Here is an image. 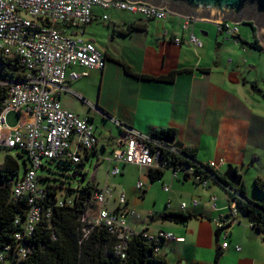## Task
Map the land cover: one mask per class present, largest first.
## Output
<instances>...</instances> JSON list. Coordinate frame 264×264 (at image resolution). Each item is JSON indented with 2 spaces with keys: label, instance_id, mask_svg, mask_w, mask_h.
<instances>
[{
  "label": "crops",
  "instance_id": "obj_1",
  "mask_svg": "<svg viewBox=\"0 0 264 264\" xmlns=\"http://www.w3.org/2000/svg\"><path fill=\"white\" fill-rule=\"evenodd\" d=\"M94 14L96 20L84 30L83 37L104 53L106 67L68 82L70 91L58 94L66 110L85 115L82 105L71 101L80 100L94 112L83 116L85 119L93 124L101 116L118 128V133L110 129L112 126L106 127L109 131L103 129L102 141L95 133L100 142L98 153L106 154L113 149L127 130L147 138L157 130H175L177 142L198 151L199 163L222 161L219 172L223 176L228 166L235 167L242 176L248 199L260 202L255 182L264 177H252L250 172L255 168L253 160L264 154V82L244 75L246 62L236 59L235 38L219 33L216 23L211 21L194 20L185 30L187 18L173 14L158 21L112 11L107 22L102 20L105 14L102 10L95 9ZM192 33L203 41L202 49L189 44ZM237 37L245 43L240 31ZM176 38L182 39L181 45H176ZM229 51L234 52L235 58L227 57ZM74 69L82 71L79 67ZM169 76L173 80L166 79ZM122 166L128 165H120V169ZM99 167L97 164L96 169ZM167 170L171 169L160 170L163 177ZM248 176L253 181V195L249 193ZM190 185L199 187L183 174L174 178L172 171V176L162 181L163 191L164 186L170 187V192L164 191L169 194L164 210L148 214L144 221L142 215L140 220L127 217L128 223L141 224L134 227L135 231L147 230L150 234L162 231L184 239L162 243L159 254L166 257L167 264H264V235L247 218L240 216L224 231L218 228L222 216L228 215L223 210L230 201L228 192L217 183L192 190ZM189 191H193L191 195ZM222 192L224 198L218 196ZM196 193L201 202L195 199ZM179 196L190 198L186 212L180 208L184 202L177 201ZM212 196L222 199L216 209L210 202ZM193 200L200 204L192 206ZM116 203L113 195L107 207L113 211ZM143 204L129 198L127 205L131 209V206L144 208ZM167 211L191 213L195 217L186 224H175L161 219ZM226 242L229 247L224 250Z\"/></svg>",
  "mask_w": 264,
  "mask_h": 264
},
{
  "label": "built area",
  "instance_id": "obj_2",
  "mask_svg": "<svg viewBox=\"0 0 264 264\" xmlns=\"http://www.w3.org/2000/svg\"><path fill=\"white\" fill-rule=\"evenodd\" d=\"M95 9L105 12L102 15L105 22L109 21L108 13L112 11L158 21L166 20L170 14L164 8H153L140 2L129 3L127 0H0V156L17 151L23 152L27 159L24 174L17 175L11 183L12 202H25L27 206L24 216L18 214L15 220V224L22 229V232L15 234L16 240L31 237L44 219L48 220L51 227V209L44 208L48 189L42 187L39 180L44 161L70 160L74 165H79L89 156L86 166L93 155L99 154L100 142L93 124L66 110L58 94L70 91L68 82L78 81L88 77L89 71H102L106 67L104 53L83 37L84 30L96 20ZM192 21L187 19L185 30L189 29ZM216 26L219 33L234 37L235 44H240L237 37L239 24L223 21L216 23ZM175 43L181 45L182 39L176 38ZM189 44L196 49L204 46L194 33L189 37ZM3 60H18L21 69L12 76L7 75L2 67ZM76 67L82 71H75ZM12 113L19 117L18 125L13 128L7 122V116ZM126 132L106 157L97 162L98 165L103 161L108 163L112 176L121 174L120 165H136L149 170L171 169L174 178L183 174L203 188H209L211 183L216 182L222 161L204 164L209 169L204 168L202 163L192 161L190 164L171 165L160 150L154 149L155 145L162 144L134 130ZM163 144L173 152L180 150L165 142ZM137 190H144L143 182L139 181ZM225 190L230 201L228 215L222 216L218 223V228L223 231L241 216L237 202L241 199L240 195L230 186H225ZM164 191L170 192V187L164 186ZM113 193L109 185H97L82 217L84 237L94 229L105 230L114 238L113 252L121 259L126 258L129 242L135 236L141 235L148 244H155L157 254L162 243L167 240L184 242V239L162 231L150 234L147 230H132L127 217L140 220L141 214L127 206L125 193L119 195L116 209L111 211L107 205ZM77 194L68 198L60 197L55 206L74 207ZM210 202L216 209L217 197L212 196ZM199 204L198 200H193L191 205L197 207ZM189 206V203L184 202L180 208L187 211ZM228 247V242L222 246L224 250ZM236 249L241 250L240 247ZM15 251L22 258L28 253L22 245ZM2 257L0 259L4 261Z\"/></svg>",
  "mask_w": 264,
  "mask_h": 264
},
{
  "label": "trees",
  "instance_id": "obj_3",
  "mask_svg": "<svg viewBox=\"0 0 264 264\" xmlns=\"http://www.w3.org/2000/svg\"><path fill=\"white\" fill-rule=\"evenodd\" d=\"M259 50H263L256 40L255 44H250ZM2 67L7 75L12 76L21 69L18 60H3ZM166 79L173 80V76ZM255 89L258 87L254 86ZM2 98L0 97V105ZM176 137L175 130H157L153 133V140L162 144V146L152 145L155 150H160L164 159H167L171 165L190 164L197 161L198 151L193 148H183L177 152L170 150L169 146L163 144L164 138ZM166 143V142H165ZM151 144V143H150ZM169 145V144H168ZM23 152H18V158L12 155H6L3 163L0 165V264H167V259L161 254L155 252L156 245L148 244L141 235L135 236L129 242V248L125 259H121L113 252L115 244L114 238L105 230L94 229L84 237L82 217L92 201L93 192L97 185L85 180H73L72 175L68 177L77 181L74 189H68L65 195H60V187L48 184V199L44 208L51 209L50 225L48 220L44 219L35 229L31 237L22 241L16 240L15 234L22 229L15 224L18 214L24 216L27 206L25 202L15 204L11 200L12 180L20 175L22 163L26 169L27 159ZM87 156L86 159H88ZM85 159V162L87 161ZM49 162H59L64 165L85 166V162L74 165L70 160H54ZM204 168H208L204 165ZM47 168L43 165L42 169ZM67 170V169H66ZM86 176L83 171H76ZM164 172L160 170H149L148 176L151 182H156L163 177ZM216 182L223 189L230 186L241 199L238 202L240 214L247 218L253 228L264 235V180L256 179L255 186L261 196L260 202H252L247 197L245 184L242 182L239 187L228 183L226 178L220 173L216 174ZM39 180L51 181L50 178L41 177ZM43 187V186H42ZM76 193L74 207H56L55 204L60 197H73ZM234 198L233 194H230ZM195 216L185 212L167 211L161 216L163 221L186 224ZM25 246L28 253L22 258L19 252L15 251L17 247ZM11 250L8 251V248Z\"/></svg>",
  "mask_w": 264,
  "mask_h": 264
},
{
  "label": "rangeland",
  "instance_id": "obj_4",
  "mask_svg": "<svg viewBox=\"0 0 264 264\" xmlns=\"http://www.w3.org/2000/svg\"><path fill=\"white\" fill-rule=\"evenodd\" d=\"M238 28H239L241 36L246 41L245 43L240 42V44L238 45L236 44L237 46L236 52H238L236 59L237 60L240 59V61L244 60L246 62L243 65V68H244L243 73L246 77H248L249 79L257 77L259 81L263 83L264 82V51L262 52L261 50L255 47H252L250 45V44H255L257 40L254 28L252 25L248 23H241L238 26ZM227 53H228L227 57L235 58L233 51H229ZM236 59L234 60L236 61ZM236 64H237V61H236ZM241 69H242V66H241ZM70 98H73V96H71ZM66 101L67 100H63V103H65ZM71 101H73L75 104L77 103V104L82 105V107L85 109L86 114L85 115L81 114V116L79 115L80 117L84 118L83 116L92 115L94 113L93 110L89 111V106L83 105L80 102V100H71ZM89 117H92V116H89ZM7 122L9 124V127L11 128L17 126L19 123L18 115L15 113L8 115ZM93 125L95 127L94 132L97 134L100 141H102L103 139L102 137L103 129H106L107 131H109V129L106 128L107 126H112L110 129H114L115 133L119 132L117 127H115L114 125H111L110 121H108L107 119L104 120V117H101V116H98L97 118H95V122L93 123ZM108 153L109 151L106 154L101 153V154H98L97 156L93 155L90 161L86 163L85 167L72 166V165L67 166L64 164H60L59 162L44 161V165L47 168L41 169L39 171V175L41 177L50 178L51 181L41 180L40 184L43 187H47L48 184L53 185V186H58L60 187V195H65L68 189H74L77 186V181L78 182L80 181L79 179L77 181H73L71 178L68 177V174L72 175L76 171H83L84 173H86V181L95 182L96 184L99 185V187H104L106 185H109L110 187H112V189L114 190L113 195L116 198H118L120 194L125 193L127 196V204H128L129 198H131L132 200L140 201L144 203L143 204L144 208L139 207L140 209L131 206V209H136L141 213V215L143 216V221L146 220V218H148L147 215L150 213L156 214L159 211L162 212L165 208V204L167 202V198L169 195L163 191L162 181H164V178L166 179V177L172 176V171L167 170L166 176L163 177V180H157L155 183H152L148 177V169L142 168L136 165H128V166L121 167L120 169L122 171L121 176L113 177L110 174V171H111V168H109L110 165H108V163H106L105 161H103L100 164V167L96 169L98 160L104 156L106 157ZM11 155L18 158L17 151H13ZM23 156L26 157L25 155ZM258 158L259 159L255 158L253 160L255 168L250 172L252 177L256 175H262L264 177V154L260 153ZM4 159H5V153L1 154L0 156V165L3 163ZM18 160L22 163V171L20 174L23 175L25 171V166H23L24 159L20 158ZM139 181L144 183L145 185L144 190H137V183ZM247 182H248L249 193L250 195H253V190H254L253 181L251 180L249 176L247 177ZM190 187H191V190L194 187L195 189L201 188L200 185L199 187L197 186V188L196 186L193 187V185H190ZM144 191L147 192L145 195H144ZM191 192L193 191H189L190 195H191ZM224 194H225L224 192L220 194L218 193V196L220 198H224ZM193 195L197 197L195 199H198L201 202L197 193ZM177 201L180 204L182 202L188 203L190 202V198L188 199L187 197L183 198L179 196L177 198ZM218 201L222 202V199L218 200L217 198V202ZM223 210L228 211V206L224 208ZM244 221H247V220H244ZM132 222L128 223L132 230L135 228H139L141 226L139 222H135V221H132ZM138 231H140V229H138Z\"/></svg>",
  "mask_w": 264,
  "mask_h": 264
},
{
  "label": "water",
  "instance_id": "obj_5",
  "mask_svg": "<svg viewBox=\"0 0 264 264\" xmlns=\"http://www.w3.org/2000/svg\"><path fill=\"white\" fill-rule=\"evenodd\" d=\"M111 1V0H105ZM129 3H142L153 8L166 9L170 14L193 19L197 22L211 21L221 23H248L253 26L256 39L264 51V0H127ZM260 92V91H259ZM264 97V96H263ZM167 144L183 149L184 145L176 141V137L163 139ZM227 182L239 187L242 176L232 165L224 174ZM73 180H85L79 172L72 174ZM251 201V200H250ZM253 202V201H252Z\"/></svg>",
  "mask_w": 264,
  "mask_h": 264
},
{
  "label": "clouds",
  "instance_id": "obj_6",
  "mask_svg": "<svg viewBox=\"0 0 264 264\" xmlns=\"http://www.w3.org/2000/svg\"><path fill=\"white\" fill-rule=\"evenodd\" d=\"M193 20V19H192ZM194 21V20H193ZM240 25V24H239Z\"/></svg>",
  "mask_w": 264,
  "mask_h": 264
}]
</instances>
